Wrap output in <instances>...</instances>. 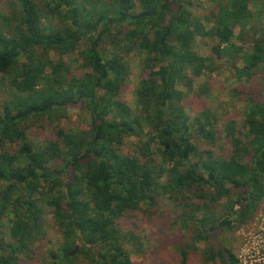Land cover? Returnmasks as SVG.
I'll return each mask as SVG.
<instances>
[{
  "label": "trees",
  "instance_id": "1",
  "mask_svg": "<svg viewBox=\"0 0 264 264\" xmlns=\"http://www.w3.org/2000/svg\"><path fill=\"white\" fill-rule=\"evenodd\" d=\"M183 2L10 0L0 15L6 26L0 30V80L7 87L0 102V236L13 241H0V264H18L41 235L44 204L53 206L66 235L48 251L50 264H77L80 253L88 264H138L123 246L134 235L118 223L143 206L152 213V256L167 257L173 226L187 224L205 243L196 257L237 264L227 237L212 243L209 234L253 220L264 197V99L242 110L244 133L233 121L232 131L224 126L230 146L223 155L219 125L195 112L191 118L181 87L191 86L189 72H200L188 59L197 37H213L218 57L238 53L244 61L238 77L264 74V26L245 28L250 14L264 16V0L253 2L257 13L248 11V0H216L208 15ZM236 26L252 33L253 46L241 55ZM75 51L78 75L50 56ZM129 55L140 65L132 108L120 96ZM69 107L78 111L79 128L59 125ZM38 130L46 133L39 146L30 139ZM131 137L138 140L127 145ZM164 192L176 203L174 216L153 210ZM223 198L228 211L219 215L215 206ZM78 239L82 244L71 255L65 245ZM181 254L166 264H187L191 253Z\"/></svg>",
  "mask_w": 264,
  "mask_h": 264
},
{
  "label": "rangeland",
  "instance_id": "2",
  "mask_svg": "<svg viewBox=\"0 0 264 264\" xmlns=\"http://www.w3.org/2000/svg\"><path fill=\"white\" fill-rule=\"evenodd\" d=\"M216 0H184L183 5L192 10V12L197 13H206L209 9L214 5ZM257 0H248V11L251 13H257L256 9L253 5V2ZM262 0H259V2ZM10 0H0V15L6 14L7 7ZM208 15V14H207ZM249 16V21L245 25V28H250L251 25L256 27L264 26V16H259L258 14ZM206 28H211L212 23L202 20ZM44 23V22H43ZM6 26L3 25L2 17H0V30H5ZM119 30L122 29L121 26L117 27ZM240 26H236L234 28L235 34V44L237 46H242L244 50H242L239 55L246 53L252 48V33L249 31L248 33H242ZM242 33V37L241 34ZM253 36H256L253 34ZM216 40L211 38L206 39H197L195 40L194 46V54L188 55V59L192 61L194 64V71L199 72L195 75L189 72V76L192 77L193 82L191 86L181 87L186 96L183 98L182 102L186 105L187 109H189L188 113L191 118L194 116V112L196 114H200L203 116H208L211 123L217 122L219 125V135L218 139V150L221 154H226L228 151L229 139L227 135H225L224 126L229 127L231 129L230 122H234L235 129L242 133H244V121L241 116V112L248 105L249 102L255 104H262L264 99V74L262 71H259L255 75L251 74L245 75L242 77H238L240 69L244 65V61L242 58L237 55H224L223 57H218L212 51V46L215 45ZM77 51L72 54L60 56L56 52H52L50 54L51 59L57 61L59 59H63L71 68H73L76 72L73 75L80 74V70H78L79 60L77 59ZM106 57L109 58V55L106 54ZM202 63L205 64V67H201ZM127 64V72L126 82L120 88V96L125 100L130 108L134 107V91L137 85V81L140 75V65L138 61L135 59L133 55H129L126 57ZM200 66V67H198ZM256 76V78L254 77ZM6 78V75L2 76ZM255 80L262 81V87H258ZM8 79L6 84L9 85ZM7 95V87L4 85V81L0 80V102ZM193 111V112H192ZM60 127L64 129L69 128H79L81 126V119L79 118L78 111L74 108H66L62 112V118L59 123ZM232 131V129H231ZM230 131V132H231ZM35 133L30 135V139L35 142L36 145H40L41 142L44 141L46 137L45 131H34ZM227 132V131H226ZM231 135V133H230ZM226 136V137H225ZM137 137H131L130 140L126 142V144H131L136 142ZM60 148L63 149V143H59ZM164 180V179H162ZM232 196L230 197L232 200L235 198V191H231ZM170 193L164 192L158 196V201L156 202V206H154L153 210L158 209L160 215H169L174 216L177 206L174 200L170 197ZM226 199H221L218 203H216L215 209L219 215H223L228 211ZM42 214L44 215V224L43 230L39 237L35 238L30 244L28 250L25 254H21L19 258L18 264H50L49 258L47 256L48 251L50 249L57 248L66 240V235L60 230L59 226H57L54 218L52 217V211H54L53 206L44 204L42 207ZM264 212V197L257 202V211L254 216L257 217L258 214ZM152 213L150 208L147 206H143L140 210L127 212L125 217L121 219L118 223L122 231L128 234L130 238L129 243H125L124 248L126 247L131 251L132 258L134 262L138 264H166L167 258L172 262L173 255L177 256L176 258L182 257V252L188 251V253H196L194 256L191 254L188 257L187 264H201V261H204V264H222L219 259H215L211 261L207 260V254L200 257V254L204 252L205 243L204 241L195 240L192 232L190 231L189 225H180L176 224L173 226L172 231L173 235L169 236V247L166 253L167 257H163L162 255H158L157 257L152 256L150 253L152 248L155 246V242L153 239V227L150 222V218ZM253 218V220H254ZM253 220H248V222L238 224L232 230H228L226 228H221L216 230L215 232L210 233V241L214 243L215 241L224 239L227 237L226 241H228V247L231 249V252L235 255L239 249V245L241 242L240 233L242 230L249 226V224ZM168 232V231H167ZM169 234V232H168ZM0 241L3 242H12L13 240L9 238L6 233L4 236H0ZM78 245L76 251L73 253L74 255L78 252L80 245L82 244L81 240H77L75 243H66V249L71 252L75 245ZM133 244V245H132ZM138 250L142 252H138ZM179 252V253H177ZM80 259L77 264H88L86 259L80 253ZM178 254V255H177Z\"/></svg>",
  "mask_w": 264,
  "mask_h": 264
},
{
  "label": "built area",
  "instance_id": "3",
  "mask_svg": "<svg viewBox=\"0 0 264 264\" xmlns=\"http://www.w3.org/2000/svg\"><path fill=\"white\" fill-rule=\"evenodd\" d=\"M241 242L235 254L237 264H264V212L240 233Z\"/></svg>",
  "mask_w": 264,
  "mask_h": 264
},
{
  "label": "water",
  "instance_id": "4",
  "mask_svg": "<svg viewBox=\"0 0 264 264\" xmlns=\"http://www.w3.org/2000/svg\"><path fill=\"white\" fill-rule=\"evenodd\" d=\"M77 247H78V245L76 244L74 249L70 252L71 255L76 251Z\"/></svg>",
  "mask_w": 264,
  "mask_h": 264
}]
</instances>
